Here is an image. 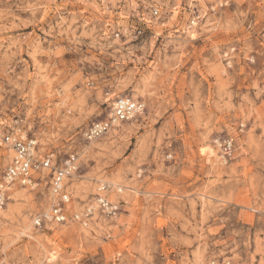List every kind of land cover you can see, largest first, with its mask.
I'll use <instances>...</instances> for the list:
<instances>
[{
    "label": "rangeland",
    "instance_id": "obj_1",
    "mask_svg": "<svg viewBox=\"0 0 264 264\" xmlns=\"http://www.w3.org/2000/svg\"><path fill=\"white\" fill-rule=\"evenodd\" d=\"M122 95L144 111L87 139ZM8 130L76 155L82 219L35 226L50 169L14 184L0 264H264V0H0ZM12 155L0 144V176Z\"/></svg>",
    "mask_w": 264,
    "mask_h": 264
},
{
    "label": "built area",
    "instance_id": "obj_2",
    "mask_svg": "<svg viewBox=\"0 0 264 264\" xmlns=\"http://www.w3.org/2000/svg\"><path fill=\"white\" fill-rule=\"evenodd\" d=\"M153 12L157 15L159 10L155 8ZM144 109L145 104L142 101L135 100L127 95L118 96L113 103L110 116L93 122L85 130L84 135L89 140L97 138L112 127L118 126L121 122L137 118ZM0 144L7 145L13 152L10 163L0 176V209L4 208L9 200V192L14 184L35 186L40 181L37 175L50 169V184L58 199L51 210L35 216V226L43 227L48 222L64 223L69 219H82L79 213L70 214L68 204L71 197L65 189L66 179L77 169L75 154H70L61 165H57L53 162V154L38 155V142L35 137L24 136L15 130H8L0 134ZM108 187L107 184H103L100 189L105 191ZM97 201L101 208L110 214H114L118 210V205L110 201L104 193L98 194ZM91 212L92 208H89L87 216ZM202 264L229 263L225 260H209Z\"/></svg>",
    "mask_w": 264,
    "mask_h": 264
}]
</instances>
